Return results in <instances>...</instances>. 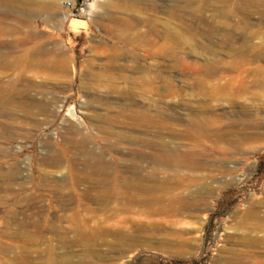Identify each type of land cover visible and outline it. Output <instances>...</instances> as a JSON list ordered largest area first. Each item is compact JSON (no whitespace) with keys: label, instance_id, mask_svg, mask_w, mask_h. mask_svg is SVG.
Masks as SVG:
<instances>
[{"label":"rangeland","instance_id":"374dc122","mask_svg":"<svg viewBox=\"0 0 264 264\" xmlns=\"http://www.w3.org/2000/svg\"><path fill=\"white\" fill-rule=\"evenodd\" d=\"M44 1L0 0L58 65H0V264H264V0Z\"/></svg>","mask_w":264,"mask_h":264},{"label":"bare ground","instance_id":"6f19581e","mask_svg":"<svg viewBox=\"0 0 264 264\" xmlns=\"http://www.w3.org/2000/svg\"><path fill=\"white\" fill-rule=\"evenodd\" d=\"M1 1H3V2L6 3L8 1L10 2V1H13V0H1ZM183 1H185V0H183ZM44 2H45L44 0H17V3L20 6L26 8L28 10H38V9H41L46 4V2L45 3ZM243 3H246V2H243ZM9 15H12V14H9ZM5 18H6V16H0V21L2 22ZM19 29H22V28L20 27V28H17L16 29L15 26H9V25L1 24L0 25V36H2L3 34H5V35L6 34H10V36H11V34L12 35H15V34L20 35ZM17 38H19V37H17ZM31 40H32V38H30L29 35L28 36H25V37H22V38H19V39H16L15 38V40H12L8 44V50L6 52H1L0 51V65H2L4 68H6V70H8V69H12V68L17 67L21 63V61H25L27 64H31L32 60H35V63L36 64H38L40 66H43L44 68H48V69H55V68H57L58 65H57L56 59H54V60L51 59V57L57 58V56L51 50H48V48H46L45 46H42V45L37 46L34 50L31 49V48H29V47H27L28 46V43ZM15 52H20V55L13 56V58L10 59V57ZM257 57L263 58L264 57V53L263 52H259L257 54ZM23 81H24L23 76L18 77V78L12 77L11 79H7L5 81L4 80H0V116H3L5 118H8V117H10L12 115V112L14 110V105H13V102H12L11 94L8 93V90L10 88L15 89L17 91V93H19V89H20L23 94L27 95V91L26 90H27V88H29V86H26L25 88H19V89L16 88V86L18 84H21ZM24 98H26V97H24ZM160 148L164 149V146L160 145ZM164 154L167 155V157H169V155L167 153H164ZM182 157L183 158H185V157L187 158L186 155H182ZM162 159H164V158H162ZM179 160H181V159H179ZM245 215H246V217H253V216L256 215V212H255V209L253 208V206H248V208H246ZM246 241H247L246 243H250V240H249V242H248V240H246Z\"/></svg>","mask_w":264,"mask_h":264},{"label":"built area","instance_id":"2783aa9c","mask_svg":"<svg viewBox=\"0 0 264 264\" xmlns=\"http://www.w3.org/2000/svg\"><path fill=\"white\" fill-rule=\"evenodd\" d=\"M65 4H66L67 6H70V5H71V1H70V0H65Z\"/></svg>","mask_w":264,"mask_h":264}]
</instances>
